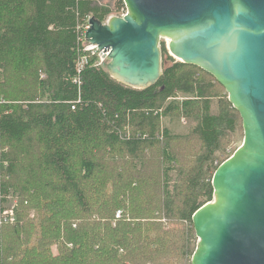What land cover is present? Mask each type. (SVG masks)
Instances as JSON below:
<instances>
[{
  "label": "trees",
  "instance_id": "obj_1",
  "mask_svg": "<svg viewBox=\"0 0 264 264\" xmlns=\"http://www.w3.org/2000/svg\"><path fill=\"white\" fill-rule=\"evenodd\" d=\"M124 10L122 0H0V214L17 197L15 221L0 225V264H190L192 215L212 198L225 160L214 153L240 116L210 74L174 62L164 42L163 73L148 88L121 84L92 56L77 73V26ZM174 111L198 120L203 145L202 170L178 193L169 134H159ZM114 152L135 159L116 188L103 165Z\"/></svg>",
  "mask_w": 264,
  "mask_h": 264
},
{
  "label": "water",
  "instance_id": "obj_2",
  "mask_svg": "<svg viewBox=\"0 0 264 264\" xmlns=\"http://www.w3.org/2000/svg\"><path fill=\"white\" fill-rule=\"evenodd\" d=\"M123 15L89 16L84 44L109 49V76L133 89L173 58L210 74L239 113L243 140L214 171L192 215L191 264H264V0H122Z\"/></svg>",
  "mask_w": 264,
  "mask_h": 264
},
{
  "label": "rangeland",
  "instance_id": "obj_3",
  "mask_svg": "<svg viewBox=\"0 0 264 264\" xmlns=\"http://www.w3.org/2000/svg\"><path fill=\"white\" fill-rule=\"evenodd\" d=\"M167 53L169 55L168 50ZM173 60L174 62L179 61L176 58H173ZM11 89L12 87L7 90ZM222 92L227 97V93L225 92L224 88ZM17 98L19 97L17 96ZM211 112L213 114H216L218 112L217 98H213L211 100ZM197 123L198 120L194 116H185L179 114L177 111H174L167 115H163L159 119V134L162 135V130H166L168 132L170 148L172 149V154L176 158V163L172 164V170L169 172V189L173 190V188L176 186L178 190L176 191V193H178L181 189L187 188L186 180L189 179L191 182L192 176L196 172H200L202 170V165L198 160V154H200V152L202 151L203 145L194 133V128L196 127ZM236 128L237 129L234 135L231 137L230 141L228 140L229 137H226L222 142L220 151L214 153V160L220 161L222 159H226V157L228 158L241 144L243 140V128L241 118L239 119ZM165 139L166 137H163V140ZM113 154L114 157L110 158L109 161L103 162V165L105 166L107 172L110 174L111 182H114L113 188H116L118 187L119 183L123 180V178L128 174L129 163H134L135 159L128 157V155L124 152H120L118 154H115L114 152ZM153 156L158 158L159 151L153 152ZM195 159L197 160L196 163ZM214 163L215 162L213 161V166ZM149 167L151 170H157L156 162H151L149 164ZM193 167L194 171H191ZM208 175L209 171L207 170L205 173V177ZM113 188H111V190ZM7 198L8 201L6 202L4 209L13 212V207L17 200V197L15 194H9ZM192 237L194 243H196V236L194 232ZM188 263L191 264V257H189Z\"/></svg>",
  "mask_w": 264,
  "mask_h": 264
},
{
  "label": "built area",
  "instance_id": "obj_4",
  "mask_svg": "<svg viewBox=\"0 0 264 264\" xmlns=\"http://www.w3.org/2000/svg\"><path fill=\"white\" fill-rule=\"evenodd\" d=\"M123 14L124 13H121L120 15ZM88 19L89 17L85 20L83 24L77 26L78 40L79 42H81L80 51L82 52V54L75 61V68L77 73H79L83 69L84 65L88 63L89 56L94 57L93 66L103 67L105 66L106 57L109 54V49L99 50L96 44H88V45L84 44L85 31L89 27ZM41 76L43 77V75ZM14 221H15V216L13 212L4 210L0 214V225L4 223H12Z\"/></svg>",
  "mask_w": 264,
  "mask_h": 264
},
{
  "label": "crops",
  "instance_id": "obj_5",
  "mask_svg": "<svg viewBox=\"0 0 264 264\" xmlns=\"http://www.w3.org/2000/svg\"><path fill=\"white\" fill-rule=\"evenodd\" d=\"M105 1H109L110 2L111 0H105Z\"/></svg>",
  "mask_w": 264,
  "mask_h": 264
}]
</instances>
